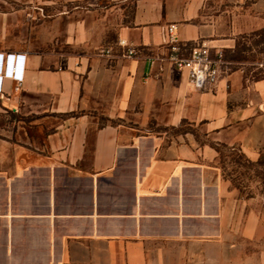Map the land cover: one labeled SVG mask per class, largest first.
<instances>
[{
    "label": "crops",
    "instance_id": "0c3cea01",
    "mask_svg": "<svg viewBox=\"0 0 264 264\" xmlns=\"http://www.w3.org/2000/svg\"><path fill=\"white\" fill-rule=\"evenodd\" d=\"M262 1L0 0V52L26 54L19 89L6 78L0 93V264H264V210L216 149L252 156L245 128L264 76L226 59L219 82L197 90L165 46L175 23L182 41L233 52ZM57 2L120 14L116 40L82 19L65 50L30 10ZM120 40L137 55L122 56Z\"/></svg>",
    "mask_w": 264,
    "mask_h": 264
},
{
    "label": "rangeland",
    "instance_id": "374dc122",
    "mask_svg": "<svg viewBox=\"0 0 264 264\" xmlns=\"http://www.w3.org/2000/svg\"><path fill=\"white\" fill-rule=\"evenodd\" d=\"M260 4L263 3L259 0ZM76 10L75 4L53 3L31 6L35 24L46 23L55 33V42L67 51L73 47L65 42L68 29L80 20L88 21L89 27L94 30L95 38L100 37L103 44L113 43L116 40V28L120 23V14L107 13L108 8L102 11H88L85 5ZM105 8V7H104ZM126 10L123 16L126 14ZM264 7H259V27L252 32L244 33L235 51L225 54L224 58L239 61L247 72L257 76H264ZM196 135H201L197 127H188ZM168 133H175L172 127H163ZM248 130L247 149H251L252 156L248 155L243 144L218 146L220 148L219 166L228 181L239 189L244 197H253L259 200V207L264 210V106L257 116L250 122ZM264 248V235L258 242Z\"/></svg>",
    "mask_w": 264,
    "mask_h": 264
},
{
    "label": "built area",
    "instance_id": "2783aa9c",
    "mask_svg": "<svg viewBox=\"0 0 264 264\" xmlns=\"http://www.w3.org/2000/svg\"><path fill=\"white\" fill-rule=\"evenodd\" d=\"M166 57L179 71H185L190 84L197 90L208 89L219 82L226 71L227 61L222 49L212 51L203 41L184 42L179 38L177 24H168L165 30ZM120 54L124 57L137 55L138 50L125 40L118 42ZM99 54L112 56L113 47H103ZM26 54L0 52V93L3 83L10 78L18 83L24 80Z\"/></svg>",
    "mask_w": 264,
    "mask_h": 264
},
{
    "label": "trees",
    "instance_id": "16d2710c",
    "mask_svg": "<svg viewBox=\"0 0 264 264\" xmlns=\"http://www.w3.org/2000/svg\"><path fill=\"white\" fill-rule=\"evenodd\" d=\"M184 123H185V121H184ZM173 129L176 131V132H180L181 131V127H179V128H174L173 127ZM227 146L226 144H224V143H222V144H219V145H216V149L218 150V151H220V148H218V146Z\"/></svg>",
    "mask_w": 264,
    "mask_h": 264
}]
</instances>
